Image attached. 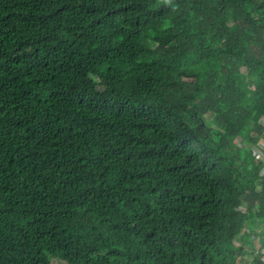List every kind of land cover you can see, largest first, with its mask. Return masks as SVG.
Returning <instances> with one entry per match:
<instances>
[{
    "label": "trees",
    "instance_id": "obj_1",
    "mask_svg": "<svg viewBox=\"0 0 264 264\" xmlns=\"http://www.w3.org/2000/svg\"><path fill=\"white\" fill-rule=\"evenodd\" d=\"M261 117L264 0H0V264H260Z\"/></svg>",
    "mask_w": 264,
    "mask_h": 264
},
{
    "label": "built area",
    "instance_id": "obj_2",
    "mask_svg": "<svg viewBox=\"0 0 264 264\" xmlns=\"http://www.w3.org/2000/svg\"><path fill=\"white\" fill-rule=\"evenodd\" d=\"M260 123L264 125V117H261ZM241 137L242 136L235 139V142L243 146L244 144L242 143ZM250 149L258 159L264 162V133L259 138L258 142L256 144H253ZM261 174L264 176V165L261 170ZM256 224H249L243 228V231L245 232L249 230L253 231L251 239L254 246V248L251 249L250 253H247L243 256V259H245L246 261H251L253 259V256L257 254L259 256L260 264H264V222L261 223L258 221V223ZM246 256H249L250 258H247Z\"/></svg>",
    "mask_w": 264,
    "mask_h": 264
},
{
    "label": "rangeland",
    "instance_id": "obj_3",
    "mask_svg": "<svg viewBox=\"0 0 264 264\" xmlns=\"http://www.w3.org/2000/svg\"><path fill=\"white\" fill-rule=\"evenodd\" d=\"M121 85H116V88H120ZM247 258H250L249 256H246Z\"/></svg>",
    "mask_w": 264,
    "mask_h": 264
},
{
    "label": "clouds",
    "instance_id": "obj_4",
    "mask_svg": "<svg viewBox=\"0 0 264 264\" xmlns=\"http://www.w3.org/2000/svg\"><path fill=\"white\" fill-rule=\"evenodd\" d=\"M165 3H170V0H164Z\"/></svg>",
    "mask_w": 264,
    "mask_h": 264
}]
</instances>
